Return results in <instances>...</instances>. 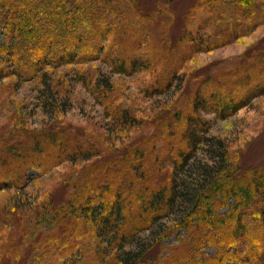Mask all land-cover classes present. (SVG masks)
Here are the masks:
<instances>
[{
	"label": "trees",
	"instance_id": "1",
	"mask_svg": "<svg viewBox=\"0 0 264 264\" xmlns=\"http://www.w3.org/2000/svg\"><path fill=\"white\" fill-rule=\"evenodd\" d=\"M186 14L178 34H170L175 14L168 5L145 8L139 0H0V28L6 34L0 41V76L10 71L31 77L45 65L102 59L116 73L154 69L160 84L155 92H162V85L173 84L185 56L264 24V0H193ZM202 27L211 28V33L201 34ZM255 91L264 92V79L247 74L244 66L206 76L181 112L162 118L155 132L142 137L141 148L106 149V155L94 160L86 135L78 140L64 126L8 131L0 138V185L21 184L34 166L46 169L79 154L85 158L83 167L62 181L61 199L48 200L45 211L36 212L44 225L49 222L56 230L42 235L39 226L28 229L21 221L24 247L19 251L8 244L5 252L14 257V264H138L158 259L162 240L177 231L167 264H222L227 259L264 264V167L237 173L220 164L203 173L189 165L199 108L232 112ZM159 141L170 167L162 163L167 155L159 156ZM185 167L189 174L197 169L201 177L177 181L175 173ZM178 206L174 223L154 234L155 226ZM46 212L52 214L48 222L43 219ZM144 231L151 234L145 240L140 237ZM239 241L247 242L246 250L237 248ZM206 244L217 247L215 254L197 260Z\"/></svg>",
	"mask_w": 264,
	"mask_h": 264
},
{
	"label": "rangeland",
	"instance_id": "2",
	"mask_svg": "<svg viewBox=\"0 0 264 264\" xmlns=\"http://www.w3.org/2000/svg\"><path fill=\"white\" fill-rule=\"evenodd\" d=\"M192 1L139 0V3L145 8L157 3L171 7L175 16L169 33L178 34L180 26L187 20L186 12ZM200 33L208 36L211 28L202 27ZM5 35L0 28L1 42ZM240 66L247 67V74L259 80L264 79V24L241 36L231 34L225 43L216 47L203 48L185 56L176 69L173 84L162 85V92H155L154 87L160 84L157 83L158 76L154 69H140L131 74L116 73L102 59L45 65L31 77L7 71L0 76V138L6 137L8 131L23 133L51 126L56 130L64 126L69 133L75 132L78 140L82 139V134L86 135L95 152L90 156L91 160L106 155L107 150H124L129 145L139 149L142 137L155 132L162 118L184 109L186 102L192 99L199 81H204V77L218 71L235 72ZM11 67L8 65V69ZM257 92L248 95L245 104L232 112H219L214 106L199 108L196 116L198 123L194 130L197 138L189 165L196 166L203 173L220 164L233 167L237 173L264 167V92ZM157 149H161L159 156L166 154L162 141L158 142ZM223 151L224 159L221 158ZM83 156L76 155L75 160L66 159L57 165L48 164L46 169L44 165L34 166L26 171L21 184L3 182L0 185V254L4 256L0 264L16 262L12 260L13 256L5 252L8 244L18 247L19 251L24 247L21 241L24 239V230L19 226L21 221L28 229L33 225L39 226L42 235L56 230V226L48 222L52 218L50 212H46L43 218L48 222L46 225L36 212L45 211L43 205L48 200L58 202L61 199L62 181L74 172L72 170L83 167ZM162 163L172 166L168 155ZM187 167L175 173L177 181L195 182L201 177L197 169L189 174ZM167 169L163 170V174ZM180 210L178 206L168 212V216L162 219V225L155 226L153 233L158 228L163 230L172 225ZM184 233L180 230L181 235ZM177 234V231L173 232L162 240L156 262V256H153L151 261H140L138 264H167L173 255L171 248L177 245ZM150 235L144 231L140 237L145 240ZM247 246V242L239 241L237 248L244 251ZM216 250V246L206 244L197 260L213 256ZM222 264L257 262L227 259Z\"/></svg>",
	"mask_w": 264,
	"mask_h": 264
}]
</instances>
